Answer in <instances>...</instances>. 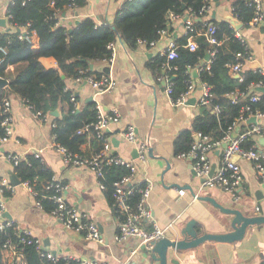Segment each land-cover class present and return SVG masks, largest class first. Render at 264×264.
<instances>
[{"label": "crops", "instance_id": "1", "mask_svg": "<svg viewBox=\"0 0 264 264\" xmlns=\"http://www.w3.org/2000/svg\"><path fill=\"white\" fill-rule=\"evenodd\" d=\"M9 1L0 0V18L5 19V25H0L1 30L10 27L5 15ZM123 1L125 0H86L76 10L63 5L59 21L68 27L72 21L85 16L92 17L97 22L109 21ZM232 1L208 0L209 8L202 17L203 21H219L232 16ZM261 5L264 13V0H261ZM183 18H168L164 32L154 44L137 43L134 48H128L117 40L113 57L109 61L90 62L94 73L105 74L114 79L115 87L111 91L95 93L84 78L66 80V88L77 97L79 106L92 102L99 106L103 114H109L113 109L118 111L119 120L109 124L106 130L111 152L125 159L132 158L133 148L122 136V131L128 125L134 126L137 137L145 140L148 148H151L152 156L148 155L146 164L140 165L136 174L137 178H147L151 183L147 198L151 218L142 220V224L155 221L165 229V237L169 238H175L189 219L196 221L195 229L199 234L230 230L231 216L210 203L195 198V194L209 193L221 205L237 208L245 215L264 214V184L255 178L251 163L238 159L242 184L239 200H233L220 189L201 187V178L196 176L192 168V159L173 153V141L180 130L191 126L192 119L204 110L201 107L207 108L199 103L201 85L198 81V66H207L212 55L209 52L208 60L204 55L196 66L188 68L193 88L184 103L174 104L165 92L168 76L156 75L149 64L163 55L170 43L176 44L177 39L186 34ZM238 31L245 39L250 55L243 64L242 73L253 70L264 76V17L255 25H242ZM33 36V40L37 42L36 36ZM40 61L45 67L57 68V63L51 56H42ZM106 66L109 69L107 73L104 71ZM8 68L13 69V65ZM161 68L163 72L171 69L168 61ZM234 76L236 77L235 74ZM252 92L260 95L254 87L250 88L248 94ZM188 100H193L194 103H186ZM9 103L12 133L6 140L0 141V176L5 177L11 185V182L19 181L13 185L8 195L0 196L5 205L4 213L9 214V219L18 228L29 230L30 235L40 242L41 248L57 258L73 256L106 264H157L156 261H148V252L137 239L116 240L119 218L113 212L104 191L98 187L95 173L87 167L66 164L61 153L55 149L51 127L54 118L61 117V108L49 111L42 120L34 117L30 107L19 96L11 94ZM258 123L264 129V117L258 119ZM84 139L79 150L90 156L96 151L98 144L91 135ZM262 142L258 140L256 146L264 149V140ZM222 149L221 143L209 153L215 169L220 164ZM35 152H39L53 177L67 184L63 192L65 201L97 223L103 236L102 243L86 240L82 233L65 228L54 215L36 205L34 195L21 184L7 157L9 154L24 157ZM185 185H189L192 191ZM179 190L184 191L180 198ZM255 206H259L260 211L257 212ZM2 253L5 264H12L10 252ZM174 257L177 263L168 260L167 264H259L264 259V224L247 229L244 237L233 243L206 241L194 248L176 252L169 248L168 259Z\"/></svg>", "mask_w": 264, "mask_h": 264}, {"label": "trees", "instance_id": "2", "mask_svg": "<svg viewBox=\"0 0 264 264\" xmlns=\"http://www.w3.org/2000/svg\"><path fill=\"white\" fill-rule=\"evenodd\" d=\"M206 1L125 0L109 21L97 22L85 16L72 21L68 27L66 24H57L63 5L76 10L86 0H10L5 12L10 27L0 29V77L8 82L7 86L0 88V137L5 134L1 125L4 101L15 94L33 111H40L41 115L60 107L63 113L61 117L54 118L51 127L54 140L71 153L84 154L79 146L87 134L77 133V130L96 121L98 113L92 102L74 106L70 97L75 95L66 88V80L85 78L88 75L100 77L101 73H94L90 62L108 60L111 51L107 45L110 42L119 40L128 48H134L139 40L149 43L159 39L160 31L164 30L168 21V14L172 12L182 17L187 14L193 17V39L197 45L194 50L185 47L188 37L186 33L177 39V56L168 60L174 68L163 72L161 66L167 61L166 55L155 58L149 64L156 75L168 76L172 81L173 100L188 88L186 80L192 78L188 68L196 66L204 55L213 51L208 65L198 66V81L209 88L210 104L192 119L189 128L180 130L173 141V153H186L194 142V133L207 135L212 141L222 140L241 114L264 112V93H260L254 102L250 101V97L256 92L248 94L255 84L264 85V76L258 71L245 70L239 80L230 73L228 65L240 59L236 53L244 52V47L226 19L211 20L215 27L213 35L218 41L216 44L209 43L205 35L198 32L206 27L207 22L202 19L204 13L200 12ZM231 7L232 15L244 26L250 23L254 15L253 3L233 0ZM25 32L35 34L37 47L29 39L20 37ZM42 56L53 57L57 68L43 66L40 61ZM9 65H13V69H9ZM235 92L240 94L232 99L231 94ZM248 126L249 123L243 122L234 125L237 133L243 132ZM95 140L98 144L95 150L98 151L100 143L98 139ZM257 143V137H247L240 142V146L250 148ZM13 170L21 182L30 184L35 200L41 203L42 209L50 212L54 202L49 196L55 194V181L42 158L35 153L26 154L13 165ZM101 170L99 180L104 184L105 196L112 203L113 182L126 175L128 169L124 165L103 163ZM49 184L51 186L47 187ZM142 186L140 182L139 187ZM10 192L4 190L3 196ZM138 197V192L131 197L133 205ZM23 237L15 228V223L0 231V264H5L2 246L6 240H10L23 253L26 264H52L40 254L42 249L37 248L33 238L25 236L22 240ZM63 261L60 258L54 264H62ZM259 264H264V259Z\"/></svg>", "mask_w": 264, "mask_h": 264}, {"label": "built area", "instance_id": "3", "mask_svg": "<svg viewBox=\"0 0 264 264\" xmlns=\"http://www.w3.org/2000/svg\"><path fill=\"white\" fill-rule=\"evenodd\" d=\"M246 2L253 3L254 5V15L250 20L251 25L259 23L263 17L264 13L262 10L261 0H245ZM209 5L208 0L204 3L200 9L201 13H206L208 11ZM232 7H230V12ZM232 15V13H231ZM186 19L184 20V27L188 33L187 43L185 47H188L190 50H194L197 45L193 39V17L188 14L185 15ZM184 16V17H185ZM181 17L178 14L170 12L168 18H177ZM233 18L237 19L232 15ZM7 18V17H6ZM206 27L204 30H198V32L205 35L207 41L211 44L218 43L217 39L214 37L215 27L210 21H205ZM60 21H57V24ZM231 24V23H230ZM233 27V25L231 24ZM234 28V27H233ZM235 37L240 40L244 47V52L236 53V57L240 58L233 64H229V71L231 74H235L239 80L242 79V67L245 61L249 58V51L247 43L243 36L238 30H235ZM164 30H161L160 33H163ZM190 33V34H189ZM34 33L25 32L20 37H25L29 39L35 47H37V42L33 40ZM157 40V39H156ZM156 40H152L149 43L139 40L138 43L145 44H154ZM108 49L111 51V56L108 58L109 61L114 54L115 41L110 42L107 45ZM3 50V48H1ZM213 54V51L210 52ZM163 55H166L167 61L175 58L176 53V44L170 43L168 47L163 51ZM170 68H174L170 65ZM80 79V78H78ZM84 79L90 83L95 93L111 91L115 87V81L112 77L102 74L100 77L96 78L93 75H88ZM188 88L184 93H181L175 100L172 99V81L169 79L166 80L165 92L169 96L170 100L174 104H181L185 102L186 96L189 94L193 88L191 80H186ZM201 85V97L199 103L201 105H209L211 100V93L209 88L205 84ZM254 86H262L261 83L255 84ZM253 86V87H254ZM252 87V86H251ZM238 94L235 92L231 94L232 99H234ZM259 96L255 93L250 97V101L254 102L258 100ZM70 100L74 102V106L77 107L78 103L75 101V97L71 96ZM29 106V105H28ZM30 107V106H29ZM97 109V119L94 122L85 124L77 133H86L87 135L94 136L98 139L100 143V148L98 151L94 152L92 155L87 156L85 154L71 153L67 151L63 146L59 145L54 141V147L62 155L63 161L72 166H83L89 168L96 175L98 187L104 190V184L99 180V177L102 174V164H115V165H124L128 172L122 178L113 182V191H112V203L111 207L115 215L119 218L118 231L116 233L117 241H125L129 238H135L141 244V247L144 246V249L150 248V243L152 241L159 240L164 237L165 229L161 228L155 221L150 224H142V220H149L151 218L149 208L147 207V198L150 192L151 183L147 178H137V172L139 166H144L148 158V144L145 140H141L137 137L134 126L128 125L122 131V136L124 140L131 145L132 148L136 151L135 158L125 159L118 156L117 154H111V143L109 141L108 134L106 132L109 124L117 122L119 120V113L116 109H113L109 114H103L99 110V106L95 105ZM31 109V107H30ZM217 109V107H216ZM246 109H249L248 107ZM2 112L4 117L1 121V125L5 129V134L0 137V141L6 140L12 133L11 129V114H10V103L9 100H5L3 104ZM34 117L39 119H44L45 115H41L40 111H33L31 109ZM251 116H254L255 119L264 117V112L256 111L255 113H249L248 115L241 114L233 123L232 126L228 128L222 140L212 141L207 135H201L200 133H195L197 135V140H194L190 149L181 154L180 156L188 157L192 159L193 165L192 168L195 171L196 176L202 179L201 187L204 188H215L220 189L226 194H228L233 200H239L240 198V189L242 184V175L241 167L238 162V159H243L251 163L253 167V173L257 180L264 184V149L258 148L257 146L250 148H243L240 146V142L247 137H260L264 135V129L256 123H249L248 120ZM239 122L249 123L247 129L241 133L235 131L234 125ZM221 143H225L222 149V155L220 158V164L215 169L213 173L210 174L212 164L209 158V153L214 147L219 146ZM36 156H40L39 152H35ZM8 159L12 165L16 164L21 157L19 154H9ZM55 181L54 190L55 194L49 196L54 202V207L50 211L52 215L61 223L65 228L71 229L83 234L86 240L96 241L97 243L103 242V236L98 228V225L95 221L88 218L85 213H82L77 208L68 204L63 196V192L67 188V184L61 180H57L53 177ZM142 182L143 186L139 187V183ZM27 189L31 191L34 195L32 187L26 181L21 182ZM49 184L47 187H50ZM13 185H11L5 177L0 176V196L3 195V191H11ZM138 192L139 197L136 203L133 205L131 203V197L134 193ZM183 190L178 191V197L183 196ZM197 198V194L194 195ZM36 205L42 208L41 203L36 200ZM5 205L4 202L0 200V231H3L6 227L13 225V221L7 219L4 216ZM255 210L260 211L259 206H255ZM15 228L25 236L34 239L38 249L41 248L40 242L30 235V231L27 229H20L15 224ZM24 237L22 240H24ZM3 252H10L11 260L17 264H26L23 253L18 250L15 245L11 243L10 240H6L2 246ZM49 263H57L60 258L55 257L50 252H45L43 249L40 252ZM64 261L62 264H106L105 262H92L85 259H80L77 257L69 256L63 258Z\"/></svg>", "mask_w": 264, "mask_h": 264}, {"label": "water", "instance_id": "4", "mask_svg": "<svg viewBox=\"0 0 264 264\" xmlns=\"http://www.w3.org/2000/svg\"><path fill=\"white\" fill-rule=\"evenodd\" d=\"M186 19V16L183 18V21ZM226 20L231 23L235 30H239L243 23L232 16H228ZM0 25H5V19L0 18ZM205 59H209V54L205 55ZM257 67V65H255ZM106 73L109 71L108 67L104 68ZM63 77V75H61ZM7 80L0 77V88L7 86ZM254 90L260 93H264V86H254ZM193 101V100H192ZM191 100L186 101V103H194ZM205 109V106L201 107ZM55 113V111H52ZM249 123L258 122L254 116H251L248 120ZM193 139L197 140V135L193 134ZM259 141L264 140V136L257 137ZM263 143V142H262ZM222 146H225V143H222ZM148 155L152 156L151 148H148ZM136 151L133 148L131 152V157L135 158ZM214 165H212L210 174L214 171ZM202 181V179H201ZM13 185L18 184L19 181L11 182ZM186 188L191 187L189 185H185ZM197 199L206 201L211 205L217 207L221 212L230 215L231 218L229 220L230 230L223 233H209L205 232L199 234L196 227V221L194 219H189L185 225L179 230V234L175 238L162 237L159 240L152 241L150 243L151 247L145 249L148 252V261L153 262L156 261L157 264H167L168 260L173 263H177V259L169 258V248L172 252L176 251H185L191 248L198 246L201 243L206 241H217V242H228L233 243L241 240L247 229H252L253 226H260L264 224V214H253V215H245L241 210L237 208L225 207L221 205L218 201L215 200L209 193L203 195H197ZM4 216L9 219V214L4 213ZM144 248V246H142Z\"/></svg>", "mask_w": 264, "mask_h": 264}, {"label": "bare ground", "instance_id": "5", "mask_svg": "<svg viewBox=\"0 0 264 264\" xmlns=\"http://www.w3.org/2000/svg\"><path fill=\"white\" fill-rule=\"evenodd\" d=\"M25 103V102H24ZM26 104V103H25ZM235 131L237 132V128H235Z\"/></svg>", "mask_w": 264, "mask_h": 264}, {"label": "rangeland", "instance_id": "6", "mask_svg": "<svg viewBox=\"0 0 264 264\" xmlns=\"http://www.w3.org/2000/svg\"><path fill=\"white\" fill-rule=\"evenodd\" d=\"M200 245V244H199Z\"/></svg>", "mask_w": 264, "mask_h": 264}]
</instances>
